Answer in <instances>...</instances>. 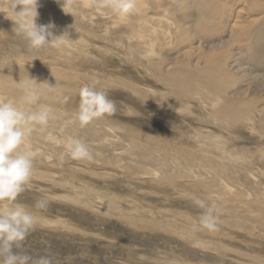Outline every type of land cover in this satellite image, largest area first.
I'll return each mask as SVG.
<instances>
[{
    "label": "rangeland",
    "instance_id": "rangeland-1",
    "mask_svg": "<svg viewBox=\"0 0 264 264\" xmlns=\"http://www.w3.org/2000/svg\"><path fill=\"white\" fill-rule=\"evenodd\" d=\"M197 1L135 0L119 18L95 0L65 12L63 0H37V25L66 36L36 49L15 31L20 0H0V99L53 110L27 136L37 154L15 203L36 224L14 252L52 264H264V0ZM183 65L216 66L215 83L178 76ZM170 73L183 84L164 82ZM28 85L35 104L22 101ZM84 85L115 112L81 127ZM221 91L234 107L217 113ZM69 137L92 159L67 155ZM194 197L217 204V231L193 228L203 212Z\"/></svg>",
    "mask_w": 264,
    "mask_h": 264
},
{
    "label": "clouds",
    "instance_id": "clouds-1",
    "mask_svg": "<svg viewBox=\"0 0 264 264\" xmlns=\"http://www.w3.org/2000/svg\"><path fill=\"white\" fill-rule=\"evenodd\" d=\"M95 3L98 8H108L121 18L127 17L136 8L135 0H95ZM17 5L21 6V10L15 12V31L28 41L30 47L39 49L48 45L59 48L65 43L66 34L54 35V23L37 25V0H20ZM70 6L71 0H63L61 7L64 12ZM39 84L36 82L37 86ZM48 86L54 87L49 84ZM78 95L79 106L75 121L81 127L96 118L115 112L114 102L104 91L84 85L79 89ZM38 99L35 88L31 85L25 86L23 103L35 104ZM51 118L53 110L49 106H40L36 111H25L14 100L0 99V204L5 201L13 202L11 206L0 207V264H52L51 257L47 255L33 258L27 253L13 251L14 245L23 241L36 224L33 213L24 204L15 203L33 176L34 158L37 154L28 144L27 136L34 130L35 125L46 126ZM64 148L72 159H92L88 146L78 138H67ZM46 203V200L40 199L34 206L42 209ZM193 203L203 209L193 228L217 231L220 211L217 204H208L195 197Z\"/></svg>",
    "mask_w": 264,
    "mask_h": 264
},
{
    "label": "bare ground",
    "instance_id": "bare-ground-1",
    "mask_svg": "<svg viewBox=\"0 0 264 264\" xmlns=\"http://www.w3.org/2000/svg\"><path fill=\"white\" fill-rule=\"evenodd\" d=\"M91 1V0H90ZM217 1V0H216ZM223 1V0H222ZM237 1V0H236ZM196 2H198L197 0H196ZM142 3V2H141ZM240 3V2H239ZM83 5V4H82ZM189 5V4H188ZM201 5V4H200ZM218 5V4H217ZM242 5V4H241ZM206 8V7H205ZM225 8V7H224ZM240 8V7H239ZM106 9V8H105ZM217 9V8H216ZM235 9V8H234ZM143 10V9H142ZM189 11V10H188ZM205 11V10H204ZM216 11V10H215ZM180 13V12H179ZM186 13V12H185ZM191 13V12H190ZM86 14V13H85ZM175 14V13H174ZM184 14V13H183ZM88 15H89V13H88ZM135 15V14H134ZM144 15V14H143ZM172 15V14H171ZM203 15V14H202ZM106 17V16H105ZM107 17H109V16H107ZM143 17H145V16H143ZM120 18V17H119ZM168 18V17H167ZM201 18V17H200ZM205 18V17H204ZM116 20V19H115ZM201 20H203V18L201 19ZM260 20V19H259ZM152 21V20H151ZM236 21V20H235ZM202 24V23H201ZM236 24V23H235ZM140 26V25H139ZM174 26V25H173ZM181 26V25H180ZM232 26V25H231ZM183 27V26H182ZM137 28V27H136ZM166 28V27H165ZM192 29V28H191ZM241 29V28H240ZM255 29V28H254ZM156 30V29H155ZM253 30V29H252ZM254 31V30H253ZM156 32V31H155ZM210 33H211V31H209ZM232 32H233V29H232ZM238 32H239V30H238ZM242 32V31H241ZM261 32H262V30H261ZM200 33V32H199ZM231 33V32H230ZM229 33V34H230ZM235 33V32H234ZM249 33V32H248ZM258 33V32H257ZM242 34V33H241ZM259 34V33H258ZM237 35H239V34H237ZM196 36V35H195ZM234 36V35H233ZM249 36H251V35H249ZM254 36V35H253ZM184 37V36H183ZM237 37V36H236ZM261 37V36H260ZM156 38V37H155ZM251 39L253 38V37H250ZM250 38H248V39H250ZM258 38V37H257ZM207 39V38H206ZM228 39V38H227ZM230 39V38H229ZM262 39V38H261ZM260 39V40H261ZM151 40V39H150ZM129 41V40H128ZM228 41V40H227ZM230 41V40H229ZM231 41H232V39H231ZM131 42V41H130ZM137 43H139V42H137ZM157 43V42H156ZM229 43V42H228ZM247 43V42H246ZM203 44V43H202ZM221 44V43H220ZM232 44V43H231ZM243 44V43H242ZM131 45V44H130ZM201 45V44H200ZM228 45V44H227ZM240 45V44H239ZM256 45V44H255ZM133 46V45H132ZM180 46V45H179ZM191 46V45H190ZM189 46V47H190ZM194 46H196V45H194ZM217 47L219 46V44H217L216 45ZM249 46V48L250 47H252V46H250L249 44H247V46L246 47H248ZM223 47V46H222ZM224 47H226L225 45H224ZM230 47H231V45H230ZM130 48V47H129ZM219 48H220V46H219ZM226 50H228L227 48H225ZM235 49V48H234ZM238 49V48H237ZM240 49V48H239ZM238 49V50H239ZM201 50V49H200ZM212 50V49H211ZM226 50H224V51H226ZM241 50V49H240ZM231 51H233V50H231ZM151 53V52H150ZM185 53H186V51H185ZM209 53V52H208ZM249 54V53H248ZM250 55V54H249ZM181 56V55H180ZM203 58V57H202ZM238 58V57H237ZM226 59V58H225ZM173 60V59H172ZM196 61V60H195ZM235 61V60H234ZM227 62V61H226ZM226 62H225V65H226ZM144 63V62H143ZM220 63V62H219ZM218 63V64H219ZM222 63V62H221ZM220 63V64H221ZM232 63V62H231ZM142 64V63H141ZM186 64V63H185ZM184 64V65H185ZM218 64H216V65H218ZM229 64H230V61H229ZM175 65V64H174ZM183 65V67H182V72H180L179 73V75L178 76H180L181 75V73H183V74H186L185 76H187V75H190L191 77H197V78H199L200 80H205V82L208 80V82H209V84H214L215 83V81H216V78H217V73H214V75L212 74L213 72H212V69L214 68V67H216V66H206L205 68H203V67H195V68H193V69H190L189 67H190V65H189V67L186 65V66H184ZM223 65H224V62H223ZM232 65V64H231ZM222 66V65H221ZM221 66H220V70H221ZM218 67V66H217ZM242 67V66H241ZM169 68V67H168ZM178 69V68H177ZM151 70V69H150ZM173 70V69H172ZM224 70V69H223ZM247 71V70H246ZM179 72V71H178ZM217 72V71H216ZM229 72V71H228ZM250 72V71H249ZM216 74V75H215ZM163 74H161V76H162ZM173 75H175V74H173ZM227 75H230V74H227ZM165 76V75H164ZM176 77V76H175ZM182 77H184V75L182 76ZM164 77L162 76V79H163ZM188 78V77H187ZM190 79V78H189ZM188 79V80H189ZM161 80V79H160ZM170 80V81H169ZM169 80H167L166 79V81H164V82H173V83H176V84H178L179 82V84H178V86L180 85V84H183V82L181 83V81H179V79L177 80L176 78H174V76H172V74L170 73V75H169ZM184 80H186L185 78L183 79V81ZM178 81V82H177ZM169 83V84H170ZM175 84V85H176ZM172 85V84H171ZM200 85V84H199ZM225 85V84H224ZM190 87V86H189ZM183 88V87H182ZM179 89V88H178ZM199 89H201V88H199ZM231 90V89H230ZM229 90V91H230ZM195 91V90H194ZM205 92V91H204ZM209 92V91H208ZM182 93V92H181ZM210 93V92H209ZM234 93V92H233ZM233 93H232V95H233ZM199 95V94H198ZM203 95V94H202ZM235 95V94H234ZM163 96V95H162ZM204 97H206V95L204 94ZM210 98V97H209ZM235 98V97H234ZM213 99V98H212ZM204 100V99H203ZM202 100V101H203ZM239 100V99H238ZM220 103V104H219ZM217 104H219V105H217ZM166 105V104H165ZM217 105V106H216ZM164 106V105H163ZM211 106H212V109H213V111L214 112H220V111H225V112H227V111H229L230 109L232 110V108L234 107V100L231 98V97H229L228 96V94L226 93V92H224V91H221V94L219 95V96H217L216 98H214V100H212V102H211ZM207 108V107H206ZM205 109V108H204ZM253 113V112H252ZM217 116V115H216ZM251 119V118H250ZM249 126V125H248Z\"/></svg>",
    "mask_w": 264,
    "mask_h": 264
}]
</instances>
